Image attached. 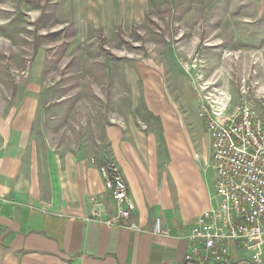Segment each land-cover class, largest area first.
Segmentation results:
<instances>
[{"label":"rangeland","instance_id":"1","mask_svg":"<svg viewBox=\"0 0 264 264\" xmlns=\"http://www.w3.org/2000/svg\"><path fill=\"white\" fill-rule=\"evenodd\" d=\"M30 91L38 147L111 156L129 121L214 194L203 108L259 106L264 0H0V116Z\"/></svg>","mask_w":264,"mask_h":264},{"label":"crops","instance_id":"2","mask_svg":"<svg viewBox=\"0 0 264 264\" xmlns=\"http://www.w3.org/2000/svg\"><path fill=\"white\" fill-rule=\"evenodd\" d=\"M30 92L11 115L0 116V264H181L185 235L215 204L209 187L194 181L182 158L162 170L156 132L128 121L119 137L110 130L105 140L135 204L131 220L142 231L97 220L90 196L104 198V217L113 211L98 164L77 151L37 146ZM207 139L212 162L208 132ZM156 218L161 234L153 233ZM230 250L233 260L257 264L236 242Z\"/></svg>","mask_w":264,"mask_h":264},{"label":"built area","instance_id":"3","mask_svg":"<svg viewBox=\"0 0 264 264\" xmlns=\"http://www.w3.org/2000/svg\"><path fill=\"white\" fill-rule=\"evenodd\" d=\"M211 159L215 204L203 211L189 228L188 248L181 264H241L231 258L230 244L236 242L262 264L264 245V93L259 106L241 104L234 112L203 108ZM97 163L105 192L113 203L108 217L103 197L90 196L91 216L105 224L142 231L131 220L135 204L121 169L110 155L90 159ZM154 234L163 233L160 218Z\"/></svg>","mask_w":264,"mask_h":264}]
</instances>
